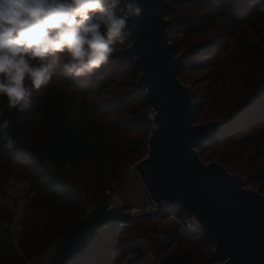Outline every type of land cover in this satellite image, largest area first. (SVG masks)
Listing matches in <instances>:
<instances>
[{
    "label": "trees",
    "instance_id": "trees-1",
    "mask_svg": "<svg viewBox=\"0 0 264 264\" xmlns=\"http://www.w3.org/2000/svg\"><path fill=\"white\" fill-rule=\"evenodd\" d=\"M167 2L174 53L180 54L181 43L180 37L173 39L172 35L192 37L183 50L178 78L194 91V122L226 119L208 142L197 147L200 159H216L228 171L244 175L247 186L264 191V12L258 11L264 0ZM189 12L191 15L183 16ZM206 17L212 22L205 21ZM216 22L219 25L206 33ZM121 48L95 74L65 79L66 87L54 80L37 91L39 94L34 92L33 104L24 112L8 109L3 99L4 119L12 122L7 135L16 147L5 148V133L0 132V170L4 168V180L12 176L13 169L20 170L21 174L14 176L28 183L32 198L17 237L10 230L15 221L13 209L0 208V264H27L56 244L85 213L86 205L72 193L78 192V185L86 182L88 189L93 182L99 186L113 165L121 167L139 152L142 139L130 140L126 135L130 128L148 124L140 114L151 104L145 90L136 89L139 70L133 68V58L122 54ZM52 63L59 68L57 60ZM190 67L205 72L194 76L188 71ZM118 73L123 78L119 79ZM96 77L101 78L100 86L93 89ZM99 89L105 98L95 97ZM71 91L83 97L75 109ZM134 110L135 116L123 121ZM146 130L141 133L143 138ZM207 148H213L212 155L205 154ZM99 198V193H94L88 202ZM171 213L180 219L186 216L178 208ZM148 217L145 214L133 220ZM162 218L168 220L165 214ZM137 225L142 234H161L163 246L158 244V236L152 239L154 248L164 251L160 264L222 263V259L212 257L214 244L201 232L176 222L162 229L152 221L145 227L143 223ZM138 237L127 222L100 227L84 238L70 264H140L147 253ZM115 250L118 253L114 257Z\"/></svg>",
    "mask_w": 264,
    "mask_h": 264
},
{
    "label": "water",
    "instance_id": "water-1",
    "mask_svg": "<svg viewBox=\"0 0 264 264\" xmlns=\"http://www.w3.org/2000/svg\"><path fill=\"white\" fill-rule=\"evenodd\" d=\"M144 15L131 44L122 50L139 70L136 89L145 90L151 104L152 126L146 139L148 155L135 164L139 181L154 215L178 208L214 248L221 264H264V192L246 187L247 179L220 162H204L197 147L208 142L226 122H194L191 85L178 78L184 54H175L169 40L173 22L166 18V0H140ZM135 215L110 203L94 205L58 239L45 264H70L84 238Z\"/></svg>",
    "mask_w": 264,
    "mask_h": 264
},
{
    "label": "clouds",
    "instance_id": "clouds-1",
    "mask_svg": "<svg viewBox=\"0 0 264 264\" xmlns=\"http://www.w3.org/2000/svg\"><path fill=\"white\" fill-rule=\"evenodd\" d=\"M140 0H0V98L28 110L34 92L53 80L87 78L109 63L117 45L131 44L144 15ZM264 12V4L258 7ZM60 54V55H57ZM59 62V68L52 60ZM0 108L4 147L16 142Z\"/></svg>",
    "mask_w": 264,
    "mask_h": 264
},
{
    "label": "rangeland",
    "instance_id": "rangeland-1",
    "mask_svg": "<svg viewBox=\"0 0 264 264\" xmlns=\"http://www.w3.org/2000/svg\"><path fill=\"white\" fill-rule=\"evenodd\" d=\"M177 1H179V0H177ZM175 11L177 12V9H175ZM189 15H191L190 12L189 13H183V16H185V17H188ZM205 21H211L212 22V20H208L207 17L205 18ZM218 25L219 24L217 22L212 24L207 29L206 33L213 31V29H215ZM181 35H182L181 33H178V34L175 33L174 35H172V37H173V39H174V37L175 38L180 37L179 41L181 43V46L179 48V52H180V54H183V50L185 48V45L189 41L192 40V37L188 36L186 38H184V37L181 38ZM126 46H128V45H126ZM126 46L122 47V45H117L115 48V51H117L118 49H120L122 47L121 48V52H122V50ZM112 63L113 62H111L109 68L112 66ZM188 71L192 72L194 76H199L200 74L205 72L204 69H199L197 67H190V69ZM118 75H119V73H118ZM122 75L123 74L119 75V79L123 78ZM100 79H101L100 77H96V79L93 83V86H92L93 89H97L100 86V81H101ZM53 82H54V80L52 81V83ZM60 85H62L63 87H66L64 83H60ZM98 91L100 93L98 94V96H95V97H98V98H101V97L105 98L106 97V94L103 95L102 94L103 92H101L100 89ZM37 93L39 94L40 92H37ZM142 95H144V94H142ZM70 96H71L72 101L74 102L73 109L78 108L80 105V102L83 101V97L80 94L75 93L74 91L70 92ZM2 101H3V98H0V108H3ZM135 112H137V111L134 110L133 112H131V111L128 112V116L126 114L124 116L126 119L123 121H126L128 118L134 117ZM140 116H141V119H144L145 121H147L148 124L139 125L137 127H132L129 129V131L127 132V135H126V137L130 140H134L135 138H139V140L142 139V144L139 145V149H140L139 152L135 156H133L131 160L124 163L121 167L113 165L112 169H111L112 171L109 172L107 175H105L104 178H102L101 184L99 186H95L93 182H90L88 189H87L85 186V185H87L86 182H82V184L78 185V192H76V191L72 192L74 195V198L82 200L83 203L86 205L85 212L90 210V208H92L94 205L104 203L105 196H109L110 201H115L116 203H120V206L127 209V210L138 208L137 211L135 212L134 218L140 217L142 215H145V213H147L146 212L147 211L146 206H147L148 197L146 196L145 192L142 190V186L140 184L139 179L138 178L134 179L133 177H131V175L128 171V165L133 164L136 161H139L143 156V152H144V148H145V140L149 134V131L151 129V124H152L151 108L141 112ZM121 118L124 119L123 117H121ZM146 128H147V130H146ZM145 130H146V133L144 134V138H143V136H141V133ZM253 135L254 134H252V136ZM132 145H135V144H132ZM143 145H144V148H143ZM212 152H213V148H207L205 150V154H211ZM250 155H252V154H250ZM233 159L237 160V157H235ZM209 161H217V160L216 159H208L207 162H209ZM51 167L53 168V165H51ZM229 172H232V171H229ZM232 173H236L238 175L245 177L244 175L237 173V172H232ZM17 174H21V171L17 170V169H13L12 170V176L10 178L8 177L7 179L4 180V178H5L4 168H1V170H0V183L4 180L2 189L0 191V208L7 207L10 209H13V211L15 213V221L12 225H10V230H11L13 237H17L22 231L23 219L26 216V214L29 212L28 209L30 208V202H31V198H32V193L29 192L28 183L25 180H22L21 178L14 176ZM246 187H250V186L246 185ZM255 190H257V189H255ZM259 192H261V191H259ZM262 192H264V191H262ZM94 193H99L100 198L93 200L92 203H89L88 199L90 200ZM170 213H171V211L164 213L165 215H167L168 220H166L165 218L164 219L162 218L163 214L159 215L157 217L153 216L151 214H146L149 217L145 220L135 219L136 220L135 221V220H133V218L130 220L131 224L133 225V228H131V229L134 230V232L136 233L137 236H139V237L141 236L143 238V240L140 241L139 237H138L137 242L139 243L140 246L143 247L144 251L147 253V258L144 261L140 262V264H160V260L164 256V251H162L161 249L157 250L156 248H154V246L152 244L153 243L152 239H153V237L158 236V240H157L158 244L160 246H163L165 243L162 242L161 239H163V238H162L161 234H159V233L152 234V233L148 232L147 234H142L141 230L138 228L139 226L137 224L143 223V226H144L145 223H149L152 221L155 223V227H157V229H162L165 227L168 228V227H171V225H169V223L175 222L174 216H173V215H175V213H173L172 216L170 215ZM168 217H170V218H168ZM165 222H167V223H165ZM55 245L56 244L51 245L44 252L39 253L36 257H34L31 260L29 259L27 261V264H45V262L51 256ZM117 253L118 252L116 250L113 251L114 257ZM131 253L132 252L130 250H128L127 251V257H130L132 255Z\"/></svg>",
    "mask_w": 264,
    "mask_h": 264
},
{
    "label": "built area",
    "instance_id": "built-area-1",
    "mask_svg": "<svg viewBox=\"0 0 264 264\" xmlns=\"http://www.w3.org/2000/svg\"><path fill=\"white\" fill-rule=\"evenodd\" d=\"M151 126H152V124H151ZM149 133H150V131H149ZM147 137H148V136H147ZM147 137H146V139H147ZM147 155H148V144H147V142H146V140H145V148H144L143 156H142L141 159H143V158L146 157ZM141 159H140V160H141ZM137 162H138V161H136V162L133 163V164H129V165H128V171H129L131 177H133L134 179H137V178H138V174H137V172H136V170H135V164H136ZM138 179H139V178H138ZM140 184H141V183H140ZM141 186H142V185H141ZM142 190L144 191L143 187H142ZM144 192H145V191H144ZM145 194H146V193H145ZM146 196H147V195H146ZM147 197H148V196H147ZM110 203H111V205H114V206H120V203H116L115 201H110ZM133 210H136V211H137V209H130V210H128L129 213H130L131 215H135V212H136V211H133ZM146 210H147V211H146L147 213H145V214H151V215L157 217V215H154V214L152 213V212H153V211H152V205H151V203H150V201H149V198H148V200H147ZM170 215L172 216L173 213H171ZM173 216H174V221H175L176 223L180 224V226H181L182 228H187V229H190V230H193V231H196V232H200V230H199L197 227H195V226L193 225V223H192V219H191V218L185 216L184 219H180V218H178L176 215H173ZM168 218H170V217H168ZM127 223H129V227H130V228H133V225L131 224V221H128ZM139 240L142 241L143 238L140 236V237H139Z\"/></svg>",
    "mask_w": 264,
    "mask_h": 264
},
{
    "label": "bare ground",
    "instance_id": "bare-ground-1",
    "mask_svg": "<svg viewBox=\"0 0 264 264\" xmlns=\"http://www.w3.org/2000/svg\"><path fill=\"white\" fill-rule=\"evenodd\" d=\"M138 209V208H137ZM133 211H136V210H133Z\"/></svg>",
    "mask_w": 264,
    "mask_h": 264
}]
</instances>
